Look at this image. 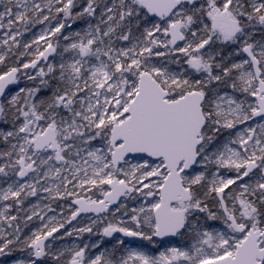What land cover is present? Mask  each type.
Returning <instances> with one entry per match:
<instances>
[{
  "label": "snow or ice",
  "instance_id": "6c2138e0",
  "mask_svg": "<svg viewBox=\"0 0 264 264\" xmlns=\"http://www.w3.org/2000/svg\"><path fill=\"white\" fill-rule=\"evenodd\" d=\"M0 264H264V0H0Z\"/></svg>",
  "mask_w": 264,
  "mask_h": 264
}]
</instances>
